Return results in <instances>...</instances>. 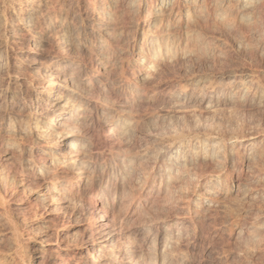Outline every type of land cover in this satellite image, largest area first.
<instances>
[{
	"label": "bare ground",
	"instance_id": "1",
	"mask_svg": "<svg viewBox=\"0 0 264 264\" xmlns=\"http://www.w3.org/2000/svg\"><path fill=\"white\" fill-rule=\"evenodd\" d=\"M231 52L264 60V0H0V264H264V68Z\"/></svg>",
	"mask_w": 264,
	"mask_h": 264
},
{
	"label": "rangeland",
	"instance_id": "2",
	"mask_svg": "<svg viewBox=\"0 0 264 264\" xmlns=\"http://www.w3.org/2000/svg\"><path fill=\"white\" fill-rule=\"evenodd\" d=\"M245 62H247V63H245ZM211 65L212 64L203 62L200 64H186V66H184V68H192L195 70H202V71H208L209 66H210L209 68H218V64H216L217 67H215L216 65L215 66H213V65L211 66ZM223 65H227V66H230L232 68L233 67L237 68L238 65L242 66L244 68H264V60L259 55L239 56V55H236L234 52H231L230 56L226 60V64H223ZM260 117H262L264 119V112L263 113L257 112L251 118H252V121L255 122V120H259L258 118H260ZM217 251H219V252H217ZM241 253L242 252H241L240 247H236L233 245L232 246H227V245L225 246V245H222L220 243V244L215 245V247L213 248V253L203 252L200 255H197L196 259L193 261L192 264H221V263L226 264V261H227V264L229 262H230L229 264H245L247 262V259H245L246 256L242 254V257L239 258V256H241ZM220 254H221V256H220ZM226 254H228V255H226ZM233 257L236 259H234Z\"/></svg>",
	"mask_w": 264,
	"mask_h": 264
}]
</instances>
